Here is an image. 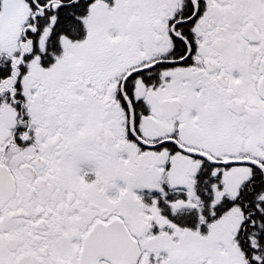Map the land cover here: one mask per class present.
<instances>
[{"label": "snow or ice", "instance_id": "snow-or-ice-1", "mask_svg": "<svg viewBox=\"0 0 264 264\" xmlns=\"http://www.w3.org/2000/svg\"><path fill=\"white\" fill-rule=\"evenodd\" d=\"M0 264H264V0H0Z\"/></svg>", "mask_w": 264, "mask_h": 264}]
</instances>
